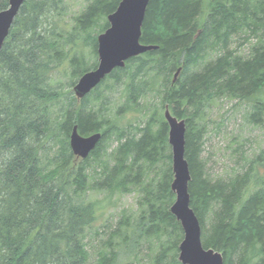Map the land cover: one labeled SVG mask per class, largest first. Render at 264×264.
I'll use <instances>...</instances> for the list:
<instances>
[{"label":"trees","instance_id":"trees-1","mask_svg":"<svg viewBox=\"0 0 264 264\" xmlns=\"http://www.w3.org/2000/svg\"><path fill=\"white\" fill-rule=\"evenodd\" d=\"M121 1H90L70 26L65 0H27L13 23L0 52V264H122V255L135 264L144 240L157 245L149 264H182L184 233L170 212L176 195L166 106L186 122L189 194L204 248L222 253L225 264H264V156L228 180H213L203 156V121L217 99L254 100L245 118L264 127V0H152L140 42L158 49L131 58L81 102L72 97L56 110L62 94L53 76L67 67L74 88L97 68V38ZM9 2L0 0V13ZM236 38L239 46L256 41L239 55ZM121 84L125 103L110 119L105 104L95 109V102L102 88ZM150 97L143 127L118 128L123 111L143 112ZM74 126L84 137L102 134L84 160L70 148ZM113 137L119 146L107 153ZM136 191L138 218L124 214L92 249L88 232L99 202L87 194Z\"/></svg>","mask_w":264,"mask_h":264},{"label":"rangeland","instance_id":"rangeland-1","mask_svg":"<svg viewBox=\"0 0 264 264\" xmlns=\"http://www.w3.org/2000/svg\"><path fill=\"white\" fill-rule=\"evenodd\" d=\"M90 1L93 0H65L66 23L72 25L73 17L84 11ZM68 28L70 29L69 26ZM254 41H256V38H253L250 43L244 46H239L242 40L236 38L232 50L237 49V54L246 55L249 53ZM86 54L89 55L90 63L95 60L89 47L86 49ZM53 79L56 81V88L62 94L56 107V110L60 111L62 106L69 104L70 98L76 99L74 90L69 85L70 69L62 66L53 76ZM123 89L124 85L122 84L109 90L102 88L104 96L95 102V109L105 104L108 117L115 119L118 108L125 103ZM151 102L152 98L150 97L148 102L145 103L148 109H143V112H139L140 109L137 111H123L122 115L118 117V128L136 133L135 127H143L149 117L150 113L144 111L149 110L150 105L148 103ZM251 102H254V100H251ZM251 102L240 103L237 100L228 98L217 99L206 111V119L203 124L208 127V135L203 156L207 161L210 177L213 180H228L234 174L244 173L249 167V162L256 160L261 155L264 156V127L250 124L245 118L247 112L250 111ZM118 146L119 142L114 141L113 137L107 153L114 151ZM242 152L245 153L246 160L240 158ZM160 166L162 167V165ZM140 198L141 193L139 191L123 195L117 194L112 198H109L105 193L92 192L87 194V200L99 202L98 220L88 232L92 249L96 250L108 238L109 234L116 229L124 214L138 218L141 211ZM145 241L142 242L138 259H133L135 264H149L151 261L154 254L153 250L155 251L157 245L155 241ZM150 243H152L151 246ZM125 256L122 255V261H124L122 264L130 262L132 259L125 260Z\"/></svg>","mask_w":264,"mask_h":264},{"label":"water","instance_id":"water-1","mask_svg":"<svg viewBox=\"0 0 264 264\" xmlns=\"http://www.w3.org/2000/svg\"><path fill=\"white\" fill-rule=\"evenodd\" d=\"M27 0H10L9 8L0 13V52L9 37L13 23ZM152 0H122L117 10L108 16L109 28L97 38L98 66L80 77L73 90L81 102L116 69L126 67L133 57L158 49L140 42L146 11ZM182 69H178L173 84ZM164 118L168 123V143L172 150L173 181L171 190L176 195L170 212L181 224L184 237L179 245V261L182 264H225L222 253L205 249L202 243V227L191 207L189 183L191 173L185 157L186 122L173 116L166 106ZM102 139L101 133L84 137L74 126L70 135V148L77 160L86 159Z\"/></svg>","mask_w":264,"mask_h":264}]
</instances>
